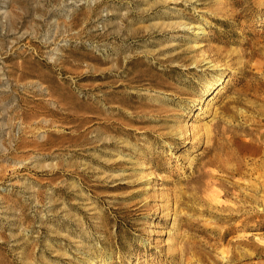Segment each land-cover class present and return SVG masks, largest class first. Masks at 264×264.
Masks as SVG:
<instances>
[{
    "label": "rangeland",
    "instance_id": "obj_1",
    "mask_svg": "<svg viewBox=\"0 0 264 264\" xmlns=\"http://www.w3.org/2000/svg\"><path fill=\"white\" fill-rule=\"evenodd\" d=\"M0 264H264V0H0Z\"/></svg>",
    "mask_w": 264,
    "mask_h": 264
},
{
    "label": "bare ground",
    "instance_id": "obj_2",
    "mask_svg": "<svg viewBox=\"0 0 264 264\" xmlns=\"http://www.w3.org/2000/svg\"><path fill=\"white\" fill-rule=\"evenodd\" d=\"M194 27H196V28H200V26H194ZM198 31V30H197ZM224 74L226 75L227 74V72H224ZM221 79V81H219V83L218 84H211V85H209L208 86V88H207V92H206V95H209V94H211L215 89H218V88H221L223 85V79L222 78H220ZM120 103H124V101H119ZM206 173V171H204L202 174H205ZM210 180V179H209ZM228 257V256H227ZM229 258V257H228Z\"/></svg>",
    "mask_w": 264,
    "mask_h": 264
}]
</instances>
